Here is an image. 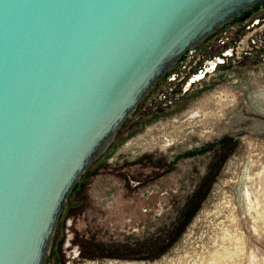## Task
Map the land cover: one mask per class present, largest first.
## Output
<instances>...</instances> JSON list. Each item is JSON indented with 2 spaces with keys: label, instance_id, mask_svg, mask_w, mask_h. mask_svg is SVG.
<instances>
[{
  "label": "water",
  "instance_id": "water-1",
  "mask_svg": "<svg viewBox=\"0 0 264 264\" xmlns=\"http://www.w3.org/2000/svg\"><path fill=\"white\" fill-rule=\"evenodd\" d=\"M263 2L0 0V264H44L69 194L127 116Z\"/></svg>",
  "mask_w": 264,
  "mask_h": 264
},
{
  "label": "rangeland",
  "instance_id": "rangeland-1",
  "mask_svg": "<svg viewBox=\"0 0 264 264\" xmlns=\"http://www.w3.org/2000/svg\"><path fill=\"white\" fill-rule=\"evenodd\" d=\"M242 16L191 48L190 57L158 80L81 174L57 221L46 264H64L58 254L62 237L64 250L72 248L65 252V264H72L82 241L91 255L125 254L123 260L90 257V264L116 259L117 264H264V60L254 75L236 81L227 72L224 88L217 91L195 81L193 87L201 82V135L197 132L193 141L187 130L199 122L198 115H174L172 104L180 97L174 91L178 81L199 59L215 54L220 43L231 46V39L247 37L250 21L263 18L264 6L244 22ZM261 52L259 47L254 55ZM224 105L235 113L228 121L220 117ZM249 113L252 121L246 119ZM225 134L230 149L220 157ZM194 142L206 146L201 150V205L184 218L185 193L195 190L187 177L196 179L192 163L198 166V155L184 153L197 146Z\"/></svg>",
  "mask_w": 264,
  "mask_h": 264
},
{
  "label": "flooded vegetation",
  "instance_id": "flooded-vegetation-1",
  "mask_svg": "<svg viewBox=\"0 0 264 264\" xmlns=\"http://www.w3.org/2000/svg\"><path fill=\"white\" fill-rule=\"evenodd\" d=\"M264 6V2L253 6L252 9H250L247 12V15L244 18H241L242 22L245 21V18L250 17L251 13L255 10H259ZM238 18H234L233 20H237ZM264 16L260 20L258 18L252 19L250 21V25L247 28V33L244 38L240 39H231V46H228L227 42H222L219 44V46L216 48L217 51L212 56H209V58H203L202 60L199 59L198 63L196 64V68L191 69L188 73L185 74L181 80L178 81V87L181 85V87L178 89L176 87L174 89L178 90L180 93V97L177 100H174L172 102L173 104V113L174 115H188L190 113L191 118L193 115L196 117V120L199 122H196L195 124H192V127L187 130V133H191L192 135L189 137V140L193 141L195 137H193L197 132L201 135V82L198 87H193L195 81L197 79H200V81H203V84L205 86L203 87L204 90H215L217 89H223L224 85L223 83L225 80V74L228 72V77L232 78L233 81H236L238 77L246 76V75H254L255 68L260 67V61L264 60V52H261L258 56L254 55V51L256 49H259V47L264 49V30H261V28H264ZM239 30L236 31L235 34H238ZM246 41V44H245ZM258 42V44H256ZM246 47V48H245ZM247 52H239V51H245ZM201 56V54L199 55ZM188 61V60H187ZM184 71V70H183ZM210 76L215 77L212 80L209 81ZM217 76V77H216ZM236 77V78H234ZM183 82V84H182ZM228 82V81H227ZM186 86V87H184ZM209 87V88H206ZM226 86V85H225ZM227 87V86H226ZM185 99V100H184ZM203 105L208 106L207 102L204 101ZM180 108H184L182 112ZM227 109V110H226ZM192 110V111H191ZM191 112L194 113L191 115ZM223 114H220V117L223 119H227L225 121H228L229 118L232 117L235 113L232 111V108H229V106H223ZM193 116V117H194ZM195 118V117H194ZM193 118V119H194ZM209 119H216L214 116H209ZM246 119L249 120L253 119V113H249L248 116H246ZM195 120V119H194ZM209 122H214L212 120H208ZM224 121V122H225ZM194 123V122H193ZM198 126V128H197ZM229 139V134H225L223 136L222 141V147L223 152L221 153L220 157H224L228 155V151L230 148H226L225 144ZM233 139V138H232ZM235 140V139H233ZM197 144V146L190 145L189 148L186 150L184 155H198L197 161L198 166L192 163V167L194 172L196 173V179L195 176L189 175V178L187 177V183L193 185V188L195 189L193 192H186L185 194V205H187V211H185L184 218H188L197 208L198 205L201 204V150H205L206 146H202L201 148V142H194ZM225 148V149H224ZM231 152V151H230ZM220 160L223 161V158H220ZM174 193V190H173ZM164 194V193H162ZM72 243L75 244V240H72ZM71 243V244H72ZM78 245V254L76 257H72V260L70 261L72 264H90L87 259L90 257H95L97 259L103 258V257H115L119 260H123L125 258L124 253H115V254H109L107 255H91L84 245V241L82 243L76 244ZM64 237L60 238V241L58 243V251L59 255L61 257V260L65 264V259L68 257V255H65V252L71 253V247L68 248L67 251L64 250ZM50 251V249H49ZM103 253V252H101ZM49 254V252H48ZM47 254V256H48ZM47 256L45 259L47 260ZM114 260L111 264L115 263L117 264L119 260Z\"/></svg>",
  "mask_w": 264,
  "mask_h": 264
},
{
  "label": "built area",
  "instance_id": "built-area-1",
  "mask_svg": "<svg viewBox=\"0 0 264 264\" xmlns=\"http://www.w3.org/2000/svg\"><path fill=\"white\" fill-rule=\"evenodd\" d=\"M189 51H190V52H189L188 54H184L185 58H187V57H190V56H191V54H192V53H191V51H192V50L190 49ZM184 56H183L182 58H184ZM182 58H181V59H182ZM177 65H178V63H177ZM173 78H174V77H173Z\"/></svg>",
  "mask_w": 264,
  "mask_h": 264
}]
</instances>
